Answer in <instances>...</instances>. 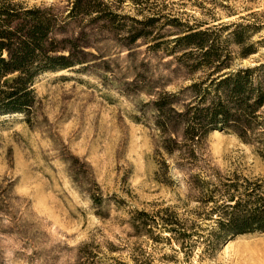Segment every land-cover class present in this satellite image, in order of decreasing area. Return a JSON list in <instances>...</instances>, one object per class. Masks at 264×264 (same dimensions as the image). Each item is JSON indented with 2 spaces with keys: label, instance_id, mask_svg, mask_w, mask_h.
I'll return each instance as SVG.
<instances>
[{
  "label": "rangeland",
  "instance_id": "1",
  "mask_svg": "<svg viewBox=\"0 0 264 264\" xmlns=\"http://www.w3.org/2000/svg\"><path fill=\"white\" fill-rule=\"evenodd\" d=\"M27 1L64 13L70 0ZM105 1L120 15L107 26L77 17L63 31L88 34L86 62L42 74L28 114L0 116V264H264V231L234 235L207 255L134 226L138 211L202 214L208 205L195 200L191 173L264 177V142L229 127L209 130L194 164L168 154L151 104L207 72L177 59L188 48L173 37L188 27L223 37L235 27L224 24L236 23L248 41L263 39L264 0ZM259 44L242 59L232 45L233 66L263 58Z\"/></svg>",
  "mask_w": 264,
  "mask_h": 264
},
{
  "label": "trees",
  "instance_id": "2",
  "mask_svg": "<svg viewBox=\"0 0 264 264\" xmlns=\"http://www.w3.org/2000/svg\"><path fill=\"white\" fill-rule=\"evenodd\" d=\"M118 15L105 0H70L64 13L51 4L0 0V116L28 114L38 77L73 69L92 54L87 49L90 38L83 30L63 35L69 19L88 17L103 28ZM154 19L138 21L149 25ZM229 25L235 27L223 37L196 27L173 37L188 48L177 59L197 60L192 67L200 65L207 72L177 90L158 92L151 101L155 126L163 136L162 149L192 164L211 129L229 127L245 142H264V57L251 65L233 66L235 57L230 54L235 45L236 57H249L264 38L248 41L238 27L241 24H224ZM144 33L133 32L131 39ZM188 181L197 193L195 200L208 205L202 214L182 217L168 207L153 215L138 211L135 230L152 240L157 237L153 228L158 233L166 231L164 238L174 240L179 248L200 246L207 255L234 235L264 231V177L222 176L205 170L191 173ZM135 264L146 262L136 259Z\"/></svg>",
  "mask_w": 264,
  "mask_h": 264
},
{
  "label": "bare ground",
  "instance_id": "3",
  "mask_svg": "<svg viewBox=\"0 0 264 264\" xmlns=\"http://www.w3.org/2000/svg\"><path fill=\"white\" fill-rule=\"evenodd\" d=\"M230 241H231V240H230ZM230 241H229V242H230ZM225 246H226V245H225Z\"/></svg>",
  "mask_w": 264,
  "mask_h": 264
}]
</instances>
